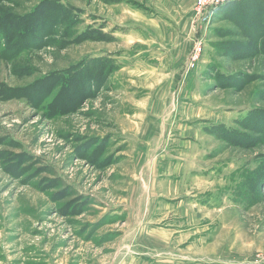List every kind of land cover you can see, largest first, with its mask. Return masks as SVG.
<instances>
[{
  "label": "rangeland",
  "instance_id": "374dc122",
  "mask_svg": "<svg viewBox=\"0 0 264 264\" xmlns=\"http://www.w3.org/2000/svg\"><path fill=\"white\" fill-rule=\"evenodd\" d=\"M197 13L0 0V264H264V0Z\"/></svg>",
  "mask_w": 264,
  "mask_h": 264
},
{
  "label": "built area",
  "instance_id": "2783aa9c",
  "mask_svg": "<svg viewBox=\"0 0 264 264\" xmlns=\"http://www.w3.org/2000/svg\"><path fill=\"white\" fill-rule=\"evenodd\" d=\"M223 0H196V6L198 11V17H200L204 12H206L209 9H212V7L216 6ZM198 45L196 46V48ZM196 50V49H195Z\"/></svg>",
  "mask_w": 264,
  "mask_h": 264
}]
</instances>
